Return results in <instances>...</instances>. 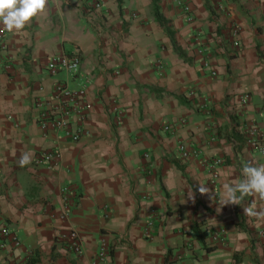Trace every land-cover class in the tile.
I'll return each mask as SVG.
<instances>
[{
	"label": "crops",
	"instance_id": "crops-1",
	"mask_svg": "<svg viewBox=\"0 0 264 264\" xmlns=\"http://www.w3.org/2000/svg\"><path fill=\"white\" fill-rule=\"evenodd\" d=\"M221 1L222 12L213 0L159 2L190 63L152 0H46L22 30L0 25V230L20 241L0 231V264H264V217L245 211H264V198L220 205L225 183L264 165L247 142L264 131V0ZM67 56L80 60L77 80L47 69ZM58 84L84 89L78 141L40 125ZM55 150L52 165H34ZM25 152L32 160L21 167ZM65 187L74 203L62 221ZM70 228L80 255L55 240Z\"/></svg>",
	"mask_w": 264,
	"mask_h": 264
},
{
	"label": "built area",
	"instance_id": "built-area-1",
	"mask_svg": "<svg viewBox=\"0 0 264 264\" xmlns=\"http://www.w3.org/2000/svg\"><path fill=\"white\" fill-rule=\"evenodd\" d=\"M215 2L216 12L224 11V6L221 0H213ZM97 4V3H96ZM99 5V4H98ZM185 12L188 11L187 8H184ZM190 19V18H189ZM233 33H237V29L234 27ZM3 40L4 32L0 31V50L3 49ZM0 56V63H1ZM47 69L51 73H56L57 69L64 70L67 74L76 78H79L80 70V60L77 56H67L60 59L52 58L47 64ZM84 89L80 86L76 89H68L66 86L58 84L54 88L51 96L46 100L47 104H44L43 114L40 116V125L44 129H52L55 131H61L66 134H69L73 141H78L83 134L82 121L87 110V105L84 101ZM243 103L248 99L247 96L243 98ZM75 118L76 127L73 131L69 130L73 120ZM168 127H165L164 130L168 131ZM259 154V156L264 158V131L257 133L255 136L252 135L251 139L247 141ZM179 152L182 157H187L188 153L181 146L179 147ZM60 152L58 150L43 152L36 156L33 163L36 166L41 165H52L56 160H58ZM222 164L221 160H215L213 163H210L211 177L216 179L217 172L215 170L216 166ZM62 200H63V211L61 214V220L67 221L69 217V207L74 202L69 201V198L72 196L69 188L65 187L61 191ZM1 234L3 239L10 240L14 247H17L20 244L19 238L16 233L8 230L7 228H2ZM217 237L220 238V235L217 234ZM55 240L61 243L64 248L76 255L82 253V242L78 233L74 229H64L58 232L55 236ZM98 259L103 262L107 256H109V250L105 247L99 249Z\"/></svg>",
	"mask_w": 264,
	"mask_h": 264
},
{
	"label": "clouds",
	"instance_id": "clouds-1",
	"mask_svg": "<svg viewBox=\"0 0 264 264\" xmlns=\"http://www.w3.org/2000/svg\"><path fill=\"white\" fill-rule=\"evenodd\" d=\"M45 4L46 0H0V25L9 32L22 30L27 22L45 8ZM31 160V154L25 152L19 159V165H28ZM199 191L205 193L208 189L200 186ZM253 195L264 198V165L246 164L242 168L241 180L234 184L225 183L220 205H238L245 197ZM245 211L250 216L264 217V211H257L255 206Z\"/></svg>",
	"mask_w": 264,
	"mask_h": 264
},
{
	"label": "trees",
	"instance_id": "trees-1",
	"mask_svg": "<svg viewBox=\"0 0 264 264\" xmlns=\"http://www.w3.org/2000/svg\"><path fill=\"white\" fill-rule=\"evenodd\" d=\"M123 0H116V2L120 5ZM159 2L160 0H152V13L155 21L160 25L163 29L164 33L168 36L170 41L172 42L174 52L186 63H190V59L186 57V54L176 45L174 36L175 31L172 29L170 22L164 18V16L159 11ZM178 101L182 104H187L186 100H182L178 97ZM234 138L238 139L237 136L233 135ZM192 232L195 234L196 238L204 244V236L203 233L199 230L197 224L192 225ZM210 250L209 248H206ZM38 262L37 258L29 259L25 264H36Z\"/></svg>",
	"mask_w": 264,
	"mask_h": 264
}]
</instances>
